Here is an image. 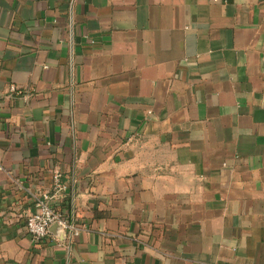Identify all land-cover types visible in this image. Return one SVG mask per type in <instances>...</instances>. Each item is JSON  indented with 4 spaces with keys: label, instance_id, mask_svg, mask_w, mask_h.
I'll list each match as a JSON object with an SVG mask.
<instances>
[{
    "label": "crops",
    "instance_id": "1",
    "mask_svg": "<svg viewBox=\"0 0 264 264\" xmlns=\"http://www.w3.org/2000/svg\"><path fill=\"white\" fill-rule=\"evenodd\" d=\"M0 264H264V0H0Z\"/></svg>",
    "mask_w": 264,
    "mask_h": 264
},
{
    "label": "built area",
    "instance_id": "2",
    "mask_svg": "<svg viewBox=\"0 0 264 264\" xmlns=\"http://www.w3.org/2000/svg\"><path fill=\"white\" fill-rule=\"evenodd\" d=\"M9 89L10 91H15L13 86ZM51 184L55 191L64 189L58 172L52 173ZM32 204L33 211L26 217L24 222L26 232L31 241L39 245L47 243L51 239V228L56 225L59 231L65 233L66 240L64 244L70 248L79 232L72 214L65 216L57 212L46 194L32 197ZM55 237L57 240V236Z\"/></svg>",
    "mask_w": 264,
    "mask_h": 264
},
{
    "label": "water",
    "instance_id": "3",
    "mask_svg": "<svg viewBox=\"0 0 264 264\" xmlns=\"http://www.w3.org/2000/svg\"><path fill=\"white\" fill-rule=\"evenodd\" d=\"M51 233H53L54 236H57L58 240L61 243H65L66 235L64 232L59 231V229L56 225L51 228Z\"/></svg>",
    "mask_w": 264,
    "mask_h": 264
},
{
    "label": "trees",
    "instance_id": "4",
    "mask_svg": "<svg viewBox=\"0 0 264 264\" xmlns=\"http://www.w3.org/2000/svg\"><path fill=\"white\" fill-rule=\"evenodd\" d=\"M60 181H61V179H60ZM62 184V183H61ZM68 201H69V197H65L64 198V204H65V209H66V212H67V210H68ZM57 212H59L60 214L62 213L60 210H58ZM65 216H68V214L67 215H65Z\"/></svg>",
    "mask_w": 264,
    "mask_h": 264
}]
</instances>
